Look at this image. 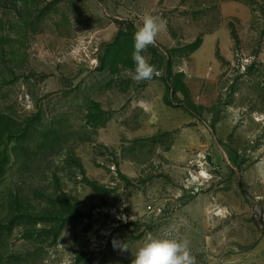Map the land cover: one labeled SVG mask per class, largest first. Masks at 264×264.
Here are the masks:
<instances>
[{"label":"rangeland","instance_id":"obj_1","mask_svg":"<svg viewBox=\"0 0 264 264\" xmlns=\"http://www.w3.org/2000/svg\"><path fill=\"white\" fill-rule=\"evenodd\" d=\"M0 169V264H264V0H0Z\"/></svg>","mask_w":264,"mask_h":264},{"label":"clouds","instance_id":"obj_2","mask_svg":"<svg viewBox=\"0 0 264 264\" xmlns=\"http://www.w3.org/2000/svg\"><path fill=\"white\" fill-rule=\"evenodd\" d=\"M165 28L166 21L162 17L147 12L142 15L141 24L133 35V80L140 82L160 74L143 53L149 46H156L157 37ZM113 246L122 252L129 250L126 241L113 240ZM131 264H195V259L188 240L148 233Z\"/></svg>","mask_w":264,"mask_h":264},{"label":"water","instance_id":"obj_3","mask_svg":"<svg viewBox=\"0 0 264 264\" xmlns=\"http://www.w3.org/2000/svg\"><path fill=\"white\" fill-rule=\"evenodd\" d=\"M247 200L249 201L250 205L252 206V209L254 210L255 214L253 216V221L255 227L262 233L264 234V214H262V211L260 209L259 204H253L250 200V198L244 194Z\"/></svg>","mask_w":264,"mask_h":264},{"label":"trees","instance_id":"obj_4","mask_svg":"<svg viewBox=\"0 0 264 264\" xmlns=\"http://www.w3.org/2000/svg\"><path fill=\"white\" fill-rule=\"evenodd\" d=\"M2 170L0 169V177H1Z\"/></svg>","mask_w":264,"mask_h":264}]
</instances>
